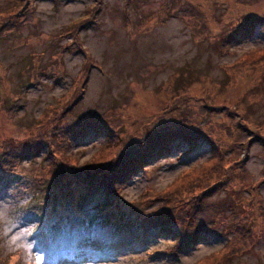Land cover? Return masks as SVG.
<instances>
[{"label":"rangeland","instance_id":"rangeland-1","mask_svg":"<svg viewBox=\"0 0 264 264\" xmlns=\"http://www.w3.org/2000/svg\"><path fill=\"white\" fill-rule=\"evenodd\" d=\"M84 21L86 25L76 32L75 27ZM250 51L258 54L251 57ZM84 65L89 66L87 79L86 75L79 77ZM59 74L62 82L53 87L50 76ZM85 80L82 100L70 112L56 113L59 118L53 130L70 125L69 116L93 120L106 112L111 113L106 124L114 126L124 142L126 135L171 125L178 116L210 136L226 129L229 136L220 134L228 142L223 148H236L227 157L228 163L209 162L206 168L211 170L188 178L203 174L206 179L212 174L208 181L220 175L204 185L213 193L197 218L202 225L200 242L180 255L165 254L173 246V235L141 227L110 241L113 229L100 225L111 209L106 203L113 207L112 199L101 190H76L79 199L66 209L76 210L71 216L94 219V233L104 243L86 242L68 259L78 231L69 240L42 241L44 234H38L42 224L24 207L38 189L30 179L35 173V179L39 174L46 180L53 155L67 168H74L76 158L81 166L98 156L101 145L111 144L101 132L88 130L79 139L73 138L68 147L46 144L38 155L23 159L16 157L18 148H9V160L3 165L16 167L0 179V259L10 252L14 261L23 252L35 264H194L206 256L204 264L211 257L210 264H217L216 253L242 250L241 243L235 244L236 235H222L220 220L221 210L236 201L239 211L245 210L250 217L256 244L245 254L235 253L233 259L264 264V0H0V143L9 137L27 138L46 128V117L42 126L32 127L33 122L58 101L69 105ZM73 85L76 88L68 98ZM203 105L220 109L207 112L209 116L202 120ZM46 132H51L49 126ZM111 140L113 145L121 142ZM206 140L198 139L189 149L179 138L169 154L133 175L124 188L121 208L133 213L141 208V196L162 190L182 170L209 158ZM34 143L27 142L24 149ZM228 164L234 165V174L227 171ZM76 172L82 178L88 173L84 167ZM251 201L249 215L250 208L242 206ZM48 214H54L51 208ZM173 231L178 232L177 226Z\"/></svg>","mask_w":264,"mask_h":264},{"label":"trees","instance_id":"trees-1","mask_svg":"<svg viewBox=\"0 0 264 264\" xmlns=\"http://www.w3.org/2000/svg\"><path fill=\"white\" fill-rule=\"evenodd\" d=\"M15 1L19 3L22 0ZM83 23H85V21L75 27L76 32H78V29H82L86 25ZM247 23L249 22L247 21ZM249 25L252 24L249 23ZM252 27H250V34L253 32ZM257 52L254 51L253 53V51H250L247 54H250L252 57L254 54H258ZM88 67L89 66L84 65L85 71L82 72L79 77H84L86 75L85 79L88 78ZM62 79L63 76L61 74L55 77L50 76L53 87L61 83ZM86 82V80L82 82L79 89V96L73 99V101L70 100L71 102L69 105H63V103L59 101L56 104L50 105L42 116L35 120L36 123L34 121V125L32 124V127H34L35 124H40V126H42L41 122L44 117H46V128L37 129V132L34 135L27 138L9 137L1 141L0 148L4 153L0 155L2 158L0 161V179L5 178V176L16 167H5L3 165L9 160V148L11 147L18 148L16 157L23 159L31 155H38L46 144L49 146L56 143L60 147L62 145H67L68 147L73 138L79 139L88 130L101 132L104 135L105 140L108 139L111 144L109 145L108 143H105L101 145L98 156H92L81 166L76 158L74 162H77V167L67 168L66 163L53 155L51 156V162L49 163L46 172V180L48 182L41 179V176L38 173V179L34 178L35 173L32 175L30 184L38 189L33 193L31 201H28L24 207L26 209L29 207L27 210L32 212L36 219L40 221L39 223L42 224L43 227L38 232V234H44V237L41 240L45 243H55L56 241H60L63 237H66L67 240H69L70 236H72V232L78 231L79 234L74 240V250L70 252L68 257H66L68 259L74 257V251L76 248H79L81 251L86 242H92L95 244L102 243V236L94 233V219L86 216H71L69 215L71 214V211L66 209L69 208V204L74 202V199H79L76 190L90 191V193L101 190L107 197L112 199L113 207H111L110 203H106L108 208H111L110 210L102 208V212L106 210V213L108 214H105L102 226L100 225L102 228H105L104 226H106L113 229L110 241L123 237L127 232L130 234L133 233L132 231L134 227H141L144 231H147L149 228L159 229L163 234L173 235L175 238L173 246H171L169 250H164L163 253L182 254L193 245L200 242L202 225L198 223L197 218L204 210L205 202L208 201V198L210 199L212 197L211 194L213 193L209 187L205 188L204 185L210 184V182L216 180L220 175L214 174V176L211 177V179H208V181H206V179L212 176V174L207 175L206 179L203 174L191 180H188V178L196 175L200 171H205L206 169L211 170L210 168H206V165H208L209 162H216L219 164L223 161L227 162V157L233 156L232 153L236 152L235 146L229 145L226 148H223L228 142H223L220 137L222 132L226 133V129L220 131L215 130L213 131V136H210V132H208L209 134L206 133L203 128L199 127L197 128V131L192 129L191 125H189L191 123L188 120H184L185 117L178 116L177 120L171 125L156 126L155 129L144 128V132L137 136L136 134L126 135L125 137H129L124 142V138H122L117 132V129L114 128V126L110 127L107 125L109 123L106 122V117L107 114L111 113L106 112V114L103 113V115L96 114L92 117H95L93 120H88V117L83 120H76L75 117L69 116L71 119L70 125L66 128L64 126L59 131L53 130L55 127L53 123H57L59 118L56 113L59 110H64L65 113H68L72 108L74 109L77 106L85 94ZM37 83L39 84V81ZM226 84L227 83H224L223 85L226 86ZM75 88L76 85H73L72 88L70 87L67 93L68 98L72 97ZM203 108L205 111L201 110L202 120L209 116L207 112H217V110L220 109H216V107L214 108L212 106L209 107L207 105H203ZM119 124L120 122L116 123V125ZM48 126L51 131L49 134L46 132ZM63 135L65 137H62ZM226 135L229 136L227 133ZM112 137H114L116 141L121 140V142L113 145L114 142L111 140ZM179 138L187 143L189 149L196 145L198 139L206 138V143L210 146V157L198 165L189 167V170H187L188 168L182 170L170 182V184L162 190L141 196L138 199L141 208H135L133 213L126 212L124 208H121V198L124 193V188L131 181L133 175L140 170L145 169L149 162L160 156L169 154L173 148V143ZM29 141H35V143L32 145L31 149H24ZM250 143L251 140L249 144ZM50 155L51 152H48L47 156L49 157ZM104 155H107V157L104 160L99 161ZM78 167H84V169L88 171L83 178L80 175L75 174L77 173L76 168ZM233 167L228 164L227 171H229V174H234L231 173L232 170H235ZM48 177H51L50 180H48ZM219 182H216V184ZM254 187L253 190H255ZM242 203L243 201H240V205H242ZM249 204H254V202L251 201L246 203L242 208H250L248 212L249 215H251L252 209ZM228 207L229 208L222 209L220 212V220H223L221 223L224 225L218 222L216 224H221L223 227V236L229 235L232 237L236 235L237 238L235 244L237 245V243H241L242 250L238 248L234 253L229 252L226 255L223 253H216L219 257L217 264H244L242 261L234 260L233 255L241 251L245 254L256 244V241L254 242L253 238L255 229L250 222V217L246 215V211L242 209L239 211L237 208L238 206H236V201ZM49 208L53 210V215L48 214ZM226 210L229 211L228 215H225L227 214ZM222 216L224 219H222ZM80 219H85L86 221H77ZM88 219H90V222H87ZM173 226H177V233L173 231ZM106 243H108V239ZM24 254L22 252V255L12 261L14 255L8 252L2 256L4 257V260L0 259V264H35V262L25 259L28 258V256L26 254L25 256ZM204 258L194 264H204ZM213 259L214 258L211 257L210 262Z\"/></svg>","mask_w":264,"mask_h":264}]
</instances>
